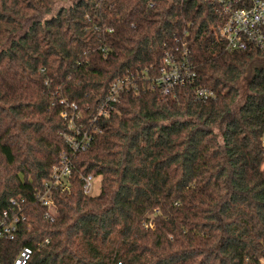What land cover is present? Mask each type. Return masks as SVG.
Masks as SVG:
<instances>
[{"label":"trees","instance_id":"trees-1","mask_svg":"<svg viewBox=\"0 0 264 264\" xmlns=\"http://www.w3.org/2000/svg\"><path fill=\"white\" fill-rule=\"evenodd\" d=\"M224 21L204 0H0V218L28 204L0 264L23 247L29 264H263L264 64L249 66L264 50H226ZM181 45L215 97L124 95L46 221L33 201L65 148L60 100L94 116L117 79Z\"/></svg>","mask_w":264,"mask_h":264},{"label":"built area","instance_id":"built-area-1","mask_svg":"<svg viewBox=\"0 0 264 264\" xmlns=\"http://www.w3.org/2000/svg\"><path fill=\"white\" fill-rule=\"evenodd\" d=\"M221 9L225 21L220 34L226 43V50L241 52L249 49L264 50V0H204ZM153 68L143 73L127 74L117 79L109 88L106 97L99 103L94 116H86L77 104L66 99L60 100V117L66 122L63 133L65 148L59 161L51 169L49 180L34 194V201L44 210V219L56 223L60 205L57 196L69 194L72 190L74 161L79 153L86 152L97 135L102 133L99 121L116 110V105L124 95L137 96L143 91H157L162 98L175 97L176 92L191 89L197 100H209L215 97L212 90L196 87V68L190 59L185 45L169 48L165 51L162 63L157 70ZM83 192L91 196L95 189L92 176L81 178ZM28 204L24 197L12 198L9 207L0 218V240L15 241L22 224L28 217ZM49 240L38 244L42 248ZM34 249L23 247L13 264H29Z\"/></svg>","mask_w":264,"mask_h":264},{"label":"water","instance_id":"water-1","mask_svg":"<svg viewBox=\"0 0 264 264\" xmlns=\"http://www.w3.org/2000/svg\"><path fill=\"white\" fill-rule=\"evenodd\" d=\"M262 64H264V61H254V62H252L250 64V66H249V73H250V75L252 74L254 65H262Z\"/></svg>","mask_w":264,"mask_h":264},{"label":"rangeland","instance_id":"rangeland-1","mask_svg":"<svg viewBox=\"0 0 264 264\" xmlns=\"http://www.w3.org/2000/svg\"><path fill=\"white\" fill-rule=\"evenodd\" d=\"M255 66V65H254ZM263 264H264V262H263Z\"/></svg>","mask_w":264,"mask_h":264}]
</instances>
